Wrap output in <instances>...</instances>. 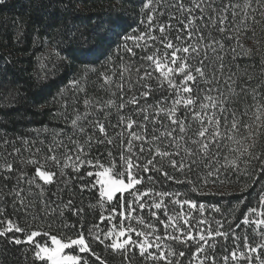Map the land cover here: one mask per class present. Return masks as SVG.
Returning <instances> with one entry per match:
<instances>
[{
  "label": "snow or ice",
  "instance_id": "snow-or-ice-1",
  "mask_svg": "<svg viewBox=\"0 0 264 264\" xmlns=\"http://www.w3.org/2000/svg\"><path fill=\"white\" fill-rule=\"evenodd\" d=\"M138 3L135 25L37 58L84 71L63 127L0 135V245L17 264H264V0ZM241 176L260 190L239 217L198 199Z\"/></svg>",
  "mask_w": 264,
  "mask_h": 264
},
{
  "label": "trees",
  "instance_id": "trees-1",
  "mask_svg": "<svg viewBox=\"0 0 264 264\" xmlns=\"http://www.w3.org/2000/svg\"><path fill=\"white\" fill-rule=\"evenodd\" d=\"M138 0H4L0 3V135H34L42 127H63L59 105L55 102L70 80L79 78L84 69L78 64L60 61L58 70L46 76L41 72L38 57L51 56L42 62L49 67L56 63L53 49L65 51L60 41L75 33H91L98 25L119 17L127 25L138 22ZM19 33L23 36L18 41ZM37 37L40 41L34 45ZM115 44L121 41L113 36ZM79 43V40H75ZM252 46L251 41H244ZM258 59V58H257ZM261 183H264L262 181ZM260 183L250 178L218 187L216 194L198 197L201 201L220 204L222 209H237L239 217L246 206H254ZM223 193V194H221ZM88 200H85V204ZM0 262L17 264L18 252L4 253L0 245Z\"/></svg>",
  "mask_w": 264,
  "mask_h": 264
}]
</instances>
